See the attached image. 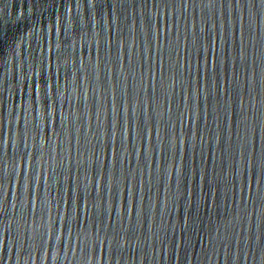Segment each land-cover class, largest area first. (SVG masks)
Wrapping results in <instances>:
<instances>
[{"label":"water","instance_id":"water-1","mask_svg":"<svg viewBox=\"0 0 264 264\" xmlns=\"http://www.w3.org/2000/svg\"><path fill=\"white\" fill-rule=\"evenodd\" d=\"M0 264H264V0H0Z\"/></svg>","mask_w":264,"mask_h":264}]
</instances>
